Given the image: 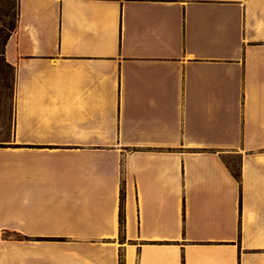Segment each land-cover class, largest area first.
Instances as JSON below:
<instances>
[{"label": "crops", "instance_id": "crops-1", "mask_svg": "<svg viewBox=\"0 0 264 264\" xmlns=\"http://www.w3.org/2000/svg\"><path fill=\"white\" fill-rule=\"evenodd\" d=\"M2 1L0 264H264V0Z\"/></svg>", "mask_w": 264, "mask_h": 264}, {"label": "rangeland", "instance_id": "rangeland-1", "mask_svg": "<svg viewBox=\"0 0 264 264\" xmlns=\"http://www.w3.org/2000/svg\"><path fill=\"white\" fill-rule=\"evenodd\" d=\"M3 8L5 9L6 5ZM12 80V70L7 68L0 58V143L2 145H7L10 136L13 96Z\"/></svg>", "mask_w": 264, "mask_h": 264}, {"label": "trees", "instance_id": "trees-1", "mask_svg": "<svg viewBox=\"0 0 264 264\" xmlns=\"http://www.w3.org/2000/svg\"><path fill=\"white\" fill-rule=\"evenodd\" d=\"M6 5V8L4 9L3 6ZM12 13V15H11ZM12 18V19H11ZM5 19V20H4ZM16 25V10L15 5L11 1L4 2L0 0V58L3 62V64L12 70L13 68L9 66L7 63H5L3 59V48L10 37L11 33L14 31ZM13 80H14V72H13ZM12 80V84H13ZM6 145H2L0 143V147L4 148ZM124 229V212H123V198L121 196L120 198V206H119V232L120 237L122 235ZM120 264H122V256L120 255L119 258Z\"/></svg>", "mask_w": 264, "mask_h": 264}]
</instances>
